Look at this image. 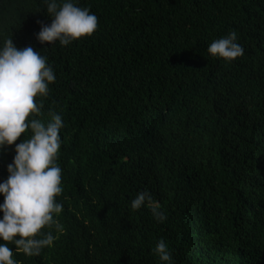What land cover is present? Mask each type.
<instances>
[{
  "label": "trees",
  "instance_id": "obj_1",
  "mask_svg": "<svg viewBox=\"0 0 264 264\" xmlns=\"http://www.w3.org/2000/svg\"><path fill=\"white\" fill-rule=\"evenodd\" d=\"M78 2L97 28L61 46L35 36L43 0H0V39L38 50L56 77L34 118L63 123V231L44 229L55 239L36 256L9 244L13 259L163 264V239L171 264H264V0ZM230 31L243 55L211 56ZM30 135L0 148V181ZM144 189L165 221L130 208Z\"/></svg>",
  "mask_w": 264,
  "mask_h": 264
},
{
  "label": "clouds",
  "instance_id": "obj_2",
  "mask_svg": "<svg viewBox=\"0 0 264 264\" xmlns=\"http://www.w3.org/2000/svg\"><path fill=\"white\" fill-rule=\"evenodd\" d=\"M50 23L38 21L35 33L41 43L68 45L97 28V17L78 0H43ZM235 32L214 39L207 46L213 57L225 61L243 55ZM52 66L32 46L18 48L11 38L0 39V148L13 145L25 131L31 135L14 144V155L6 165L7 177L0 181V264H19L16 252L25 256L39 255L55 239L51 231H63L57 217L62 204L56 199L61 192V168L57 164L61 145L59 131L63 127L60 114L50 111L46 123L34 118L41 105L34 97L48 95V85L55 80ZM28 118V119H26ZM146 208L158 222L167 219L161 204L147 189L138 191L130 200V208ZM163 264H171V253L163 239L151 249Z\"/></svg>",
  "mask_w": 264,
  "mask_h": 264
}]
</instances>
